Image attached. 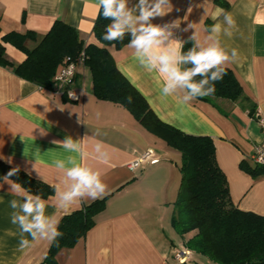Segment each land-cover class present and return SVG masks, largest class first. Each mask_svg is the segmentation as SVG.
<instances>
[{"label":"crops","instance_id":"1","mask_svg":"<svg viewBox=\"0 0 264 264\" xmlns=\"http://www.w3.org/2000/svg\"><path fill=\"white\" fill-rule=\"evenodd\" d=\"M224 1L227 9L214 0H170L172 11L150 22L171 33L165 46L173 43L181 51L183 40L191 38L198 50L218 45L229 54L230 59L221 66L234 72L245 95L243 100L196 98L183 103L189 94L184 88L165 97L161 93L162 76L141 64L130 45L112 50V55L119 72L161 122L185 134L213 140L215 159L227 179L234 206L264 216V175L253 177L240 166L253 164L250 156L263 140L256 117L264 116V0ZM138 4L139 0H127L129 9H136ZM99 8L98 0H0V41L9 31L23 34L29 30L38 40L59 20L75 28L85 43L100 46L93 34ZM226 13L232 16L233 26L225 22ZM133 15H139L138 9ZM175 21H179L178 26ZM217 24L220 29L213 32ZM37 40L26 41V47L33 48ZM3 46L13 64L25 60V54L11 43ZM233 49L237 57H231ZM180 67L182 70V64ZM68 92L79 95V99H69ZM66 138L79 141V151H68L55 143ZM98 143L106 158L96 153ZM170 149L179 156L125 107L97 99L92 93L91 75L80 61L69 84L33 83L0 65V162L54 188L41 200L46 204V215L58 221L107 197L85 236L74 246L57 251V264H179L173 253L183 247L189 234L181 237L171 225L181 175L179 157L178 161L163 158V152ZM147 150L159 161L130 169L129 164ZM57 160L66 166H71L68 162L72 160L98 171L107 185L106 192L98 199L85 198L62 206L56 190H67L71 181L55 167ZM0 185V264H46L51 245L47 240H32L25 234L30 245L20 249V230L10 219L19 209H12L9 202L23 200L11 193L3 178ZM191 257L192 264H211L204 256Z\"/></svg>","mask_w":264,"mask_h":264},{"label":"trees","instance_id":"2","mask_svg":"<svg viewBox=\"0 0 264 264\" xmlns=\"http://www.w3.org/2000/svg\"><path fill=\"white\" fill-rule=\"evenodd\" d=\"M214 3L228 8L224 0ZM111 23L99 8L93 25V34L100 46L85 43L78 31L56 20L50 29L37 40L33 31L18 33L9 31L0 41V65L11 68L19 77L37 84L54 82L57 71L69 58L78 62L83 53L82 63L91 75L92 93L99 100H105L125 107L149 132L161 138L167 146L179 152L178 169L180 185L171 215V225L186 238L183 247L191 255L206 257L211 264H264V216L239 210L231 201L227 179L215 159V145L209 136L185 134L161 122L150 109L145 98L117 69L112 50L129 45L131 33L126 32L118 41H106L103 35ZM210 28V23L207 22ZM36 41L33 48L26 47V41ZM3 43H11L25 54V60L13 64L5 56ZM197 48L191 38L183 40L181 51L186 54ZM198 50V49H197ZM190 63L182 64V70L191 68ZM225 74L221 80L212 82L215 92L211 96L198 97L200 100L222 98L230 101L245 99L243 89L234 72L222 67ZM210 75V73H209ZM203 77H194L201 80ZM131 97V102H129ZM250 113H253L250 110ZM241 168L253 177L264 175V164L241 163ZM12 168L0 162V179ZM11 180L21 183L28 193L44 199L54 192V188L29 177L19 169ZM107 197L95 200L81 209L65 214L59 220L61 233L56 242L51 243L46 264H57L55 255L62 248L74 246L95 224V215L104 207ZM192 257L179 264H192Z\"/></svg>","mask_w":264,"mask_h":264},{"label":"clouds","instance_id":"3","mask_svg":"<svg viewBox=\"0 0 264 264\" xmlns=\"http://www.w3.org/2000/svg\"><path fill=\"white\" fill-rule=\"evenodd\" d=\"M105 19L111 21L106 27L103 39L106 41H118L124 38L126 32L131 33L132 39L129 41L130 47L135 49L141 64L149 70L157 71L163 78V96H170L177 88L187 89L188 95L183 97V103H188L198 97L211 96L215 92L214 84L205 87L212 82L221 80L225 74L224 68L220 66L230 59L218 45L206 48L190 49L186 54L178 50L175 44L169 43L165 46V41L171 35L170 32L159 25L150 22L155 16H164L173 9L170 0H139L136 9L127 7V0H98ZM138 9L139 15H133ZM225 22L229 26L234 25L230 14H225ZM175 26L179 21L173 22ZM220 25H214L213 32L219 31ZM194 38V37H193ZM235 49L231 51V57H237ZM190 63L191 68L181 70L180 65ZM210 73V75H209ZM201 76L203 79L197 81L194 77ZM131 102V97L128 98ZM44 134L43 129H41ZM61 147L68 151H79V141L66 138L64 141H56ZM96 153L101 158H106L107 154L101 144H96ZM71 166H66L62 160L55 162V167L65 172V176L71 181L67 190H56L62 206H71L79 203L85 198L98 199L107 190V185L102 181L101 174L92 168L81 166L72 160L68 162ZM19 172V168H12L4 177L5 183L10 185L13 195L22 197L21 203L17 199H12L9 206L14 211L11 215V223L17 225L20 230V249L29 247L30 241L25 238V234L32 240L44 239L49 243L56 242L61 235L58 230V220L46 215V204L39 195L27 193L21 183L11 180L13 175ZM3 185H0L2 188Z\"/></svg>","mask_w":264,"mask_h":264},{"label":"built area","instance_id":"4","mask_svg":"<svg viewBox=\"0 0 264 264\" xmlns=\"http://www.w3.org/2000/svg\"><path fill=\"white\" fill-rule=\"evenodd\" d=\"M82 55L83 53H81L80 57L78 58V61L80 62H82V57H83ZM76 63L77 62H73L68 58L66 64L62 67V69L55 74L53 78L54 81L61 82L63 84H69L74 77ZM67 96L71 100L79 99V95L74 94L73 92H68ZM256 121L262 131L263 140L254 147L253 153L250 156V160L254 164L262 165L264 164V116L256 117ZM158 161L159 159L155 156V154L152 151L147 150L144 153H142L137 158V160L130 163L129 168L134 170L135 168L142 167L144 165L155 164ZM173 257L178 263H183L190 259L191 253L184 247H181L174 251Z\"/></svg>","mask_w":264,"mask_h":264},{"label":"rangeland","instance_id":"5","mask_svg":"<svg viewBox=\"0 0 264 264\" xmlns=\"http://www.w3.org/2000/svg\"><path fill=\"white\" fill-rule=\"evenodd\" d=\"M163 158L166 159H177L178 161V155L176 154V152L172 149H170V151L166 150V152H163Z\"/></svg>","mask_w":264,"mask_h":264}]
</instances>
